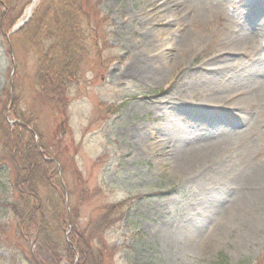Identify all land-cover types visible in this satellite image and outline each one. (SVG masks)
<instances>
[{
  "label": "rangeland",
  "instance_id": "obj_1",
  "mask_svg": "<svg viewBox=\"0 0 264 264\" xmlns=\"http://www.w3.org/2000/svg\"><path fill=\"white\" fill-rule=\"evenodd\" d=\"M53 1L47 16L54 30L38 48L61 45L63 16H53L60 3ZM32 2L0 0V115L14 136L19 128L9 120L27 118L37 133L32 142L48 144L64 164V195L68 190L49 211V232L33 234L35 257L43 264H264V185L244 183L264 166V0H80L72 5L82 29L77 74L60 83L38 76V48L26 29L32 17L14 30ZM155 30L171 42L155 60L169 76L159 85L130 71L156 53L142 36ZM186 31L202 41L175 44ZM255 31L249 48L234 50L239 34ZM230 68L249 83L226 95H254L246 110L228 101L201 107L207 89L215 93L237 80L224 74ZM200 77L207 85L193 83ZM194 143H221L220 162L179 171L168 151ZM2 144L0 136L1 153ZM42 191L53 200L59 192L52 182ZM9 213L0 206L2 223ZM0 235L16 245L7 232ZM13 250L0 253L10 258L20 251Z\"/></svg>",
  "mask_w": 264,
  "mask_h": 264
},
{
  "label": "trees",
  "instance_id": "obj_2",
  "mask_svg": "<svg viewBox=\"0 0 264 264\" xmlns=\"http://www.w3.org/2000/svg\"><path fill=\"white\" fill-rule=\"evenodd\" d=\"M7 1L9 2V0ZM59 1L60 3L52 12L53 16H57V14L63 16V21L59 22L65 31L60 39L59 47L57 43L48 46L43 43L41 48L37 47V43L40 45L42 41L44 42V37L49 35L47 31L54 30L56 22H53L52 17L48 18L47 16L52 10L53 0H50L45 6L43 0L38 4L34 9L32 19L26 24V29L28 28V34H33L30 43L38 48L40 57L38 76L41 79H56L60 83L77 74V69L73 64L77 56L75 53L78 48L77 40L81 37L82 29L80 19L78 21L80 11L72 7L80 0ZM24 7H26V3L21 6L20 11ZM15 116L19 120L15 123L19 130L14 136L12 130L3 121L4 115H0L3 121L0 125V136L3 143V152H0V206H5L6 210L10 212L6 223L0 221V234L7 232L9 236L15 238L13 241L16 245L10 244L7 236L2 241L0 235V249L4 247L13 250L18 246L20 251L17 254L14 252L10 258L0 253V264H15L17 261L26 259L31 264H43L35 257L34 250L31 249L30 245L34 242L32 239L36 237L33 234L37 232V237L41 238L43 229L45 234L49 232L48 227L51 226L47 222L48 214L51 213L49 211L63 203L65 195L62 182L58 178L56 162L53 159L44 158L45 152L48 157H53L56 155L55 151L49 149L48 144L47 149L42 145L38 148V143L32 142L35 133L28 127L27 118L18 113ZM50 182L55 190H59L55 196L56 200L47 197L46 193L42 191L43 184L47 186ZM57 200L60 203H56ZM51 206H53L52 209ZM63 208L65 211V207ZM58 214L55 213L51 217H58ZM60 226H62L61 223ZM39 240L38 242L45 249L52 248L46 239ZM20 241H23L25 247L19 245ZM76 243L77 241H75ZM66 244L69 247L68 256H71L72 244L67 241ZM20 257L22 258L20 259Z\"/></svg>",
  "mask_w": 264,
  "mask_h": 264
},
{
  "label": "bare ground",
  "instance_id": "obj_3",
  "mask_svg": "<svg viewBox=\"0 0 264 264\" xmlns=\"http://www.w3.org/2000/svg\"><path fill=\"white\" fill-rule=\"evenodd\" d=\"M168 10L170 11V6H168ZM186 17H188V16H186ZM153 19L154 18H151L149 23H151ZM143 20H146V18H143ZM154 21H155V19L153 20V22ZM253 25H257V30L260 29L261 24H260V21L258 19H256L253 22ZM257 33H258V31L257 32L255 31L254 34L245 33L244 36H243V34H239L238 35L239 40L237 41V45L233 46L234 50H239L240 48H243V49L249 48V46L251 44V38L250 37H253L254 39H256ZM160 35H161L160 32H157L156 30L154 31V34L150 33V32L142 33L143 40L145 41V42L144 41L143 42L146 45L145 48L146 49L149 48L148 50H150V52L154 51L156 53L153 55H150L151 56L150 59L152 62H150V59L149 60L143 59L138 63V65H136L134 68H132L130 70L131 72H134L136 74V76H141L142 78L148 79V80H150V82H152L156 85H159V84H162V83L169 81V76L164 75L165 71L163 70V67L160 66L159 64H155V60H156V63L158 61V58H156V57L162 56V54L165 53L164 49L166 48V46L169 45V43H171L169 40V37H160L159 38ZM201 41H202V38L200 36L196 37L193 34V32L186 31L182 34V36H180V39L175 44H179V46H181V47L191 48V46H195V44H197L198 42H201ZM177 63H178V61L175 60L174 65L171 66L170 68H173L174 66H176ZM224 70H225L224 74H226L228 72L229 73L234 72V68L224 69ZM234 73H235V77L236 78L238 77L236 81H231L228 83V85H225L224 87L222 86V87L218 88L217 92H215V93H213L212 90L207 89L208 93L204 96L205 98L202 99L204 102L203 103L204 105H202L201 107L210 108L208 106L210 104H216L219 106V104H222V102L228 101L227 104H229V106H231L232 108L234 107V108H236V110H239L240 112H244L246 110L247 102L249 100H251V98L254 95H248V92H245V91L239 92L237 94L235 93L238 96L235 99H231L230 96L226 95V94H228L229 89L236 87V85L237 86L243 85L246 87L248 86V83H249L248 81L239 80L238 74L236 72H234ZM229 80H231V79H229ZM193 83H195L196 85L198 83L207 85V83L203 77H200L198 82L194 81ZM256 84L258 85L259 83L258 82L254 83L252 85V89L257 87ZM260 87L264 88V81L261 82ZM241 94L245 95V96H241ZM253 107H254V103L251 102L249 104L248 108L251 110V109H253ZM208 110L210 111V109H208ZM204 111H206V109ZM201 113L202 112L200 111L199 114L201 115ZM246 118L247 117L244 116L243 120L245 119V122L248 123V119H246ZM200 125H201V127L205 126L204 123H202ZM203 129L204 128H202V130ZM198 135L201 136V133H199ZM199 136H196V137H199ZM194 137H195V135H194ZM183 138L185 139V141L188 140V137H183ZM187 144H190V142L187 141ZM193 145H194L193 147L188 148L187 146H185L183 144H179V145L175 146V149L168 151V155H171V157L174 160L175 159L178 160L177 166H178L179 171L186 170V167L188 165H194V164L202 165L203 163H206V162H214L215 164H218L220 162L221 157L218 156V152L221 151L219 149V147L223 146L221 143H218V144L194 143ZM263 169H264V166L259 168V170L256 173L252 172V176L250 174V175H248V177H246L244 179V183H245V185H247V188H249V187L254 188L258 184L264 185V170ZM238 197H239V195H238Z\"/></svg>",
  "mask_w": 264,
  "mask_h": 264
},
{
  "label": "water",
  "instance_id": "obj_4",
  "mask_svg": "<svg viewBox=\"0 0 264 264\" xmlns=\"http://www.w3.org/2000/svg\"><path fill=\"white\" fill-rule=\"evenodd\" d=\"M37 0H33V4L28 8V16L25 18V19H21L19 21V23L17 24V26L14 28V30L18 27H20V25L24 24L30 17H31V14H32V8L34 7L35 3H36Z\"/></svg>",
  "mask_w": 264,
  "mask_h": 264
}]
</instances>
